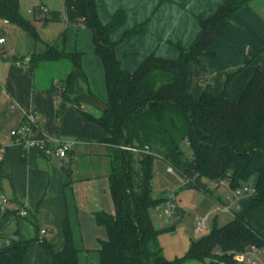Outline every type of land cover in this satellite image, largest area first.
Wrapping results in <instances>:
<instances>
[{"label": "trees", "instance_id": "16d2710c", "mask_svg": "<svg viewBox=\"0 0 264 264\" xmlns=\"http://www.w3.org/2000/svg\"><path fill=\"white\" fill-rule=\"evenodd\" d=\"M252 1L225 0L213 16L199 18L196 40L190 48L180 49L176 60L151 54L129 72L121 68L111 41L125 20L124 14L117 13L110 24L103 25L96 0H64L66 24L92 32L95 54L103 65L108 100L100 118L72 104L68 97L73 73L81 69V53L48 46L49 52L30 59L31 75L41 63L69 61L72 69L52 83L50 93L62 97L64 105L71 104L86 122L99 126L108 136L102 142L109 146L110 193L115 213L94 214L96 224L107 232V240L100 243L101 264H205L208 260L238 264L236 260L245 252L264 248V237L237 212L229 224L216 226L193 242L185 257L168 261L159 243L160 231L154 228L150 216L159 203L171 202L165 193L157 201L151 196L155 160L178 171L185 188L210 195L207 182L226 181L231 191L250 185L256 194L248 200L249 208L264 206V72H254L236 103L228 92L236 73L227 75L225 88L218 96L204 91L196 99L187 88L191 64L215 56L213 47L227 36V23ZM48 16L40 19L44 28L55 21ZM0 19L38 39L34 25L21 15L19 0H0ZM142 31L139 27L129 35ZM60 40L65 43V34ZM184 141L190 147V160L181 150ZM130 149L137 150L135 159ZM61 233L63 247L59 250L47 241L39 242L46 264H78L79 251L68 218ZM34 242L12 241L0 250V255L14 254L15 264H25Z\"/></svg>", "mask_w": 264, "mask_h": 264}, {"label": "crops", "instance_id": "0c3cea01", "mask_svg": "<svg viewBox=\"0 0 264 264\" xmlns=\"http://www.w3.org/2000/svg\"><path fill=\"white\" fill-rule=\"evenodd\" d=\"M224 1L96 0V6L103 25L110 24L117 13L124 14L125 20L112 34L111 41L116 46L115 56L121 68L133 72L151 54L176 60L180 49L190 48L196 40L200 32L199 18L213 16ZM60 2L59 7L52 0H46L39 6L46 7L51 18L59 10H64L65 14L64 0ZM30 22L36 31L42 26L40 19L34 18ZM64 24V30L54 44L42 43L43 48L54 46L67 53L82 54L81 69L73 73L68 97L72 104L77 103L83 111L100 118L108 98L104 69L95 54L92 32L81 27L75 35L66 22ZM139 27L143 28L141 33L129 35ZM63 34L64 44L60 40ZM226 35L213 47V58L190 66L187 88L196 99L204 91L213 96L220 95L227 75L236 73L228 85L230 99L236 103L254 72L257 69L264 72V0H254L249 7L238 11L227 23ZM6 44L5 40L0 45V52ZM26 51L13 59L9 58L6 50L0 53V250L12 241L34 240L36 242L29 247L25 264H46L39 242L44 240L57 250L61 249V228L68 218L74 245L79 251L78 264H101L100 243L107 240V232L96 224L94 214L115 213L110 193L109 146L102 142L108 136L102 128L86 122L80 115L76 119H61L63 112H58V107L63 99L50 93L52 83L61 78L55 72L47 77H37L40 66L51 63H41L31 75L28 71L30 59L42 51L39 54H30L29 48ZM71 69L67 68L64 76ZM204 72H207V77L201 75ZM95 85L96 89L105 86L106 98H102L105 104L99 108L92 94H96ZM89 102L96 105L91 106ZM70 106L63 103L60 110ZM30 111L37 113L41 131L47 137L74 141L75 136L86 133L93 142L75 140L78 143H72L71 152L64 160L47 159L32 152L23 158L10 133L23 124L25 114ZM3 199L8 203L3 205ZM220 203H223L221 199ZM23 211L27 215L21 217L19 214ZM216 226L215 222L213 228ZM10 227L11 232L6 236L4 232ZM44 230L47 233L41 235ZM0 264H15L14 254L0 255Z\"/></svg>", "mask_w": 264, "mask_h": 264}, {"label": "rangeland", "instance_id": "374dc122", "mask_svg": "<svg viewBox=\"0 0 264 264\" xmlns=\"http://www.w3.org/2000/svg\"><path fill=\"white\" fill-rule=\"evenodd\" d=\"M45 1L46 0H19L20 12L23 18L30 21H34V18L40 19L39 15H32L31 12L34 7L39 6ZM52 1L54 4L56 3L58 7L61 6L60 0ZM49 17L50 15L48 16V18ZM49 19L55 21H51L49 26H47L46 28H44L43 26L38 27L36 31L38 39L36 40L30 38L17 25L6 23L4 20L0 19V30L3 29V31L0 33V37L4 38L7 41V44L2 51L4 52V50H6L10 59L17 58L18 55H24L25 52H27V48L30 49V54H39L41 51V54L46 53L48 51V48H43L44 44L42 43L47 42L50 45H53L60 32L64 30V10L56 11V13L52 14V17ZM66 26L70 31H73L75 35L76 31L78 32L82 29L77 25ZM87 30L90 32L89 29ZM156 54L159 56L158 53ZM45 65L40 66L39 70H37V77H47L50 75L49 73L53 74L55 72L56 76L62 79L64 78V73L67 68L71 67V63L67 60H62L57 64L52 63ZM201 75L207 77V72H204ZM205 82H207V78L205 79ZM95 90L96 94L93 92L92 94H94L93 96L97 102V105L90 102L89 103L91 104V106L96 105V107L99 108L101 104H105L103 100L104 98H106L105 86H102L100 88L98 87V89H96L95 85ZM83 100L84 99H81L80 101L83 102ZM62 104L63 103L61 102L58 107V112H60V107ZM77 105L78 104L76 103V106ZM79 115L80 114L78 113V111L74 107L70 106L63 111L61 119H76V117ZM91 139V136H88L86 133H81L78 134V136H75V140H79L80 142H93L91 141ZM100 139L101 138L96 140L99 141ZM75 140L68 142L77 144L78 142H76ZM130 150H132L131 153L134 155L133 158L135 159L138 155L137 150ZM181 150L185 158L187 160H190L192 154L187 141H184L181 144ZM207 185L210 191V195L204 192L197 191L195 189L185 188V180L180 175V173H178V171L171 173L169 171V166L161 160H155L153 162V178L151 181L152 198L157 201L160 199V196L162 194H171V202L176 205L179 211V214L172 217H167L165 215L164 203H159L151 210L150 213L154 228L157 231H160L159 243L163 248V256L168 261H174L178 258L185 257L191 247V244L207 236L212 231L215 222L218 227H224L233 220V217L231 215L220 212L218 204L219 199H221L225 203L227 201V197L231 196L232 193L223 186L216 188V184L213 182H207ZM240 206L241 210L238 212V214L240 216H245L248 224L264 237V206L250 209L247 200H243L240 203ZM3 208H5L6 210L9 209V207ZM204 222L205 228L199 232L197 230L198 226L203 224ZM9 232H11V227L6 229L4 234L8 236ZM247 253L248 251L236 260L238 264H254L248 259L244 260ZM209 261L210 260H208L205 264H209ZM186 264L204 263L191 261L187 262ZM256 264H264V248H262L258 252Z\"/></svg>", "mask_w": 264, "mask_h": 264}, {"label": "built area", "instance_id": "2783aa9c", "mask_svg": "<svg viewBox=\"0 0 264 264\" xmlns=\"http://www.w3.org/2000/svg\"><path fill=\"white\" fill-rule=\"evenodd\" d=\"M33 15H39L40 19L46 18L49 15V10L44 6H39L35 10L31 12ZM7 23V22H6ZM5 43L4 39H0V45ZM10 137L13 140V144L18 146L22 151V156L25 157L29 152L36 153L44 158L51 159L56 158L60 160H64L68 157L71 152L73 144L61 140L58 138H50L45 136L41 131V123L37 113L30 111L25 114L24 122L18 128L14 129L10 133ZM2 155V151H0V156ZM171 173L173 169L169 168ZM223 186L227 188L232 195L227 197V201L219 204L220 212L229 214L232 217L235 213L240 211V203L243 200H249L256 194L254 187L245 186L242 189L231 191L228 183L226 181H222L216 184V188ZM3 205L7 204V200L3 199L1 201ZM165 206V215L167 217H172L177 215L178 209L173 202L164 203ZM21 217L26 216V212H20ZM205 228V222L198 226V231H202ZM47 233L46 230L41 231V235H45ZM259 251L252 250L248 251L245 256V259L257 263V254Z\"/></svg>", "mask_w": 264, "mask_h": 264}, {"label": "water", "instance_id": "95a60500", "mask_svg": "<svg viewBox=\"0 0 264 264\" xmlns=\"http://www.w3.org/2000/svg\"><path fill=\"white\" fill-rule=\"evenodd\" d=\"M62 108H64L63 106H62ZM165 197L167 198V199H172V195L171 194H168V193H165ZM209 264H221L220 262H218L217 260H212V261H210V263Z\"/></svg>", "mask_w": 264, "mask_h": 264}]
</instances>
